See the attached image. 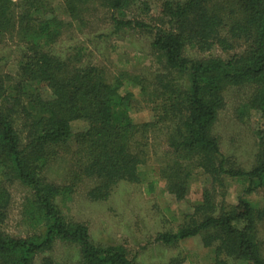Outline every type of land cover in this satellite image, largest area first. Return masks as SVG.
Returning <instances> with one entry per match:
<instances>
[{"label":"trees","instance_id":"1","mask_svg":"<svg viewBox=\"0 0 264 264\" xmlns=\"http://www.w3.org/2000/svg\"><path fill=\"white\" fill-rule=\"evenodd\" d=\"M44 1L24 0L26 14L19 15L21 20L28 21L23 36L34 42L38 36L57 38L62 27L53 16L40 20L38 26H29V21L34 19L30 15L32 10L39 11ZM105 1L116 11L136 2ZM14 6L17 3L12 0H0V36L23 25L9 16L13 15ZM113 13L115 30L135 28L153 33L150 48L160 56L165 72H158L148 80L123 71L109 80L94 66L71 73L62 60L45 52L34 51L33 56L26 57L20 68L21 80L46 83L52 89V98L43 99L38 93L18 90L11 104L2 102L0 171L4 166L11 168L17 179L33 189L48 224L42 238L13 237L1 229L5 212L0 208V264H32L36 254L50 248L54 237L74 241L79 246L82 264H136L121 246L94 244L86 225L67 222L55 202L58 187L41 175L42 159L48 149L70 140L74 136L70 122L82 119L87 122V128L75 134L80 148L74 154L85 176L94 181L88 197L94 201L106 200L119 181L142 183L140 167L145 144L137 147L135 138L146 140L156 123L132 122V93L120 94L121 88L129 86L137 87L146 100L164 102L168 111L163 118L168 113L176 118L177 113L185 111L180 124L172 127L174 136L169 144L173 152H181L179 156L185 159H195L192 165L202 166L220 184L222 176L243 178L247 182L234 205L217 204L206 195L202 204L185 214L176 232L160 234L159 240L172 243L200 235L205 246L214 248V258L208 264H229V260L264 264V233L258 234V226L264 228V0H162L165 28ZM188 45L199 51H210L217 46L226 52L235 51L227 58L209 56L191 61L181 56ZM183 74L187 80L185 88L179 87L176 81ZM243 84H248L251 92L247 103L240 106L238 118L255 111L262 120L255 131L256 148L247 169L230 162L211 134V127L225 106L223 92L229 86ZM18 123L25 129L22 148ZM132 144L136 145L133 149ZM175 165L182 164L171 162L166 168L167 177L174 179L170 181L171 189L182 198L185 181L175 179L176 174L180 175ZM154 184L147 182L145 191L152 193ZM257 191L263 198L260 204L249 198ZM7 197L5 190L0 189V203H6ZM40 264L54 263L51 258L43 257Z\"/></svg>","mask_w":264,"mask_h":264},{"label":"rangeland","instance_id":"2","mask_svg":"<svg viewBox=\"0 0 264 264\" xmlns=\"http://www.w3.org/2000/svg\"><path fill=\"white\" fill-rule=\"evenodd\" d=\"M12 1L17 3V7L11 9L13 15L9 16L23 25H17L16 31L0 36V106L2 102L11 104L18 90L32 91L33 95L40 94L43 99L52 98V89L46 83L21 80V65L26 57L33 56L34 51L59 58L71 73L75 69L94 66L101 69L109 80L123 71L148 80H152L158 72H165L160 56L150 48L153 33L135 28L115 30L112 21L115 12V15L124 19H142L151 26L165 28L162 0H136L129 7L124 6L118 11L112 10L105 0H45L39 11L32 10L30 15L34 19L29 21V26H38L40 20L53 16L62 23V27L57 38L49 40L45 36H38L35 42L23 36V29L28 22L27 18H19V15L26 14L24 0ZM234 51L226 52L218 46L210 51H199L188 45L182 50L181 56L191 61H201L209 56L227 58ZM176 81L179 87L185 88L187 85L185 74L178 76ZM126 92L132 93V122L156 123L147 133L146 140L135 138L137 147L141 143L145 144L140 167L142 183L119 181L112 187L106 200L94 201L88 197L94 181L85 176L74 154L80 148L75 142V134L87 128V122L82 119L70 122L74 133L70 140L48 149L42 159L41 175L58 187L55 202L65 220L86 225L94 244L119 245L136 264H208L214 258V248L205 246L202 236L172 243L162 242L158 236L176 232L183 224L185 214L191 213L194 206L202 204L206 195L216 200L217 204L234 205L238 196L243 194L247 182L243 178L222 176L220 184L202 166H193L195 159H185L179 156L181 152H173L169 144L174 136L172 127L180 124L181 114L184 115L185 111L177 113L176 118L170 113L163 118L167 110L164 102L146 100L137 87L120 89V94ZM250 92L248 84L226 88L223 92L225 106L211 127V134L216 138L222 154L244 169L249 168L252 162L256 148L255 131L262 124L255 111L238 118L240 106L247 103ZM25 98L23 95L22 100ZM18 124L22 148L25 144V129ZM134 146L132 144V149ZM173 161L182 164L175 165L180 172L175 179L185 181L186 189L182 198H178L174 189H171L170 181L174 179L167 177L169 170L166 168ZM0 172V189L8 194L7 202L0 203V208L5 212L2 231L24 239L42 238L48 220L42 214L33 189L17 179L11 168L4 166ZM151 181L155 183L154 191L147 193L146 184ZM249 198L259 204L263 200L260 191L249 195ZM258 227L259 236H263L264 228L261 225ZM43 257L51 258L54 264H82L79 246L74 241L59 237H54L50 248L36 254L32 264H40ZM229 264L244 263L229 260Z\"/></svg>","mask_w":264,"mask_h":264}]
</instances>
